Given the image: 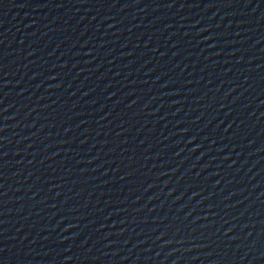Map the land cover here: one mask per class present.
Returning a JSON list of instances; mask_svg holds the SVG:
<instances>
[{
    "label": "water",
    "instance_id": "water-1",
    "mask_svg": "<svg viewBox=\"0 0 264 264\" xmlns=\"http://www.w3.org/2000/svg\"><path fill=\"white\" fill-rule=\"evenodd\" d=\"M0 264H264V0H0Z\"/></svg>",
    "mask_w": 264,
    "mask_h": 264
}]
</instances>
